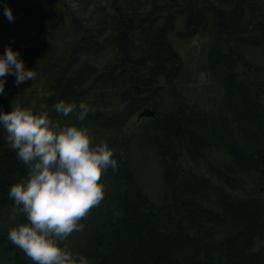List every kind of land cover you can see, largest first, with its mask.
<instances>
[{
  "label": "trees",
  "instance_id": "1",
  "mask_svg": "<svg viewBox=\"0 0 264 264\" xmlns=\"http://www.w3.org/2000/svg\"><path fill=\"white\" fill-rule=\"evenodd\" d=\"M0 0V56L19 52L36 78L7 75L0 112L11 105L47 111L81 126L59 101L85 102L82 122L117 161L101 177L104 199L65 241L88 264H264V203L225 191L180 164L207 150L229 157L231 174L264 172V0ZM8 7L10 22L4 15ZM112 9V10H111ZM211 38L203 66L218 83L215 111L194 97L193 37ZM208 50V48H207ZM154 115L127 134L130 119ZM179 158V160H178ZM0 127V264H32L8 239L9 190L27 178ZM224 185L239 186L216 171ZM232 178V177H231ZM264 186V178L261 181ZM63 246V245H62Z\"/></svg>",
  "mask_w": 264,
  "mask_h": 264
},
{
  "label": "clouds",
  "instance_id": "2",
  "mask_svg": "<svg viewBox=\"0 0 264 264\" xmlns=\"http://www.w3.org/2000/svg\"><path fill=\"white\" fill-rule=\"evenodd\" d=\"M4 15L13 20L6 6ZM19 55L5 47L0 56V94L7 75L15 76L17 86L36 78L33 69L25 70ZM54 110L64 117L77 112L81 126L61 125L47 111L36 112L19 103L12 104L8 113L0 112L8 144L28 169L27 178L13 184L8 193L13 217L25 215L27 222L10 229L8 239L34 264H88L65 241L73 232L84 230L80 221L104 199L101 177L115 169L117 161L108 144H95L90 129L83 126L90 111L87 103L77 106L61 100Z\"/></svg>",
  "mask_w": 264,
  "mask_h": 264
},
{
  "label": "rangeland",
  "instance_id": "3",
  "mask_svg": "<svg viewBox=\"0 0 264 264\" xmlns=\"http://www.w3.org/2000/svg\"><path fill=\"white\" fill-rule=\"evenodd\" d=\"M107 3L110 8H118L121 9V5L124 6V0H107ZM112 10V9H111ZM212 40L211 38L203 39L199 35L193 36L187 43V51H193V71L194 78L193 84L191 85L192 93L194 97L197 99H201L202 107L205 108L206 111H215L216 106L220 103L221 97H216V94L212 93V88L215 87L218 83H214V80L217 78L212 74V72L205 69L203 66V58L205 53H208L211 50ZM208 48V50H207ZM214 79V80H213ZM148 118L142 117L138 118V114L132 117L126 127L125 132L127 134L132 133L136 128L146 122ZM181 165L184 169L191 170L195 172L200 177L209 178L214 184L222 187L225 191L236 194L239 196L252 197L256 196L261 198L264 203V186L262 187V178H264V172H262L261 179L259 180V176L253 173H236L231 174L237 182L239 186L235 189H230V187L224 185L221 181H219L214 176V169L216 168H224V166L229 163V157L222 151H218V153L210 152V150L205 151L200 158V162L193 163L191 162L184 151H181L177 148ZM34 264V262H32Z\"/></svg>",
  "mask_w": 264,
  "mask_h": 264
},
{
  "label": "bare ground",
  "instance_id": "4",
  "mask_svg": "<svg viewBox=\"0 0 264 264\" xmlns=\"http://www.w3.org/2000/svg\"><path fill=\"white\" fill-rule=\"evenodd\" d=\"M129 123V122H128ZM128 125V124H127ZM127 127V126H126ZM214 152V153H218V151H216V150H210V152ZM212 152V153H213ZM178 160H179V158H178ZM198 162H200V159H198V161H196V163H198ZM180 164H181V160H180ZM227 168L229 169V170H232V167L229 165V164H227ZM217 170H219L220 172H222L223 174H225V177L226 178H228L229 180H231V181H233V182H235V181H237L233 176H231V173H230V171H228L227 169H225L224 170V168L222 167V168H216V171ZM240 173H242L241 171H239ZM216 173L214 172V176L218 179V177L215 175ZM233 175V174H232ZM232 177V178H231Z\"/></svg>",
  "mask_w": 264,
  "mask_h": 264
},
{
  "label": "water",
  "instance_id": "5",
  "mask_svg": "<svg viewBox=\"0 0 264 264\" xmlns=\"http://www.w3.org/2000/svg\"><path fill=\"white\" fill-rule=\"evenodd\" d=\"M154 115V112L153 111H150V110H146V111H144L143 113H141L140 115H139V117H141V116H153Z\"/></svg>",
  "mask_w": 264,
  "mask_h": 264
}]
</instances>
